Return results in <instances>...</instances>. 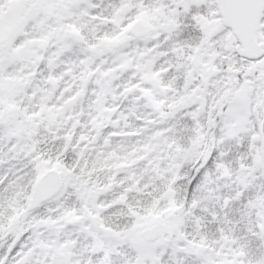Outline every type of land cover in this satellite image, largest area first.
<instances>
[{
	"label": "snow or ice",
	"instance_id": "snow-or-ice-1",
	"mask_svg": "<svg viewBox=\"0 0 264 264\" xmlns=\"http://www.w3.org/2000/svg\"><path fill=\"white\" fill-rule=\"evenodd\" d=\"M0 264H264V0H0Z\"/></svg>",
	"mask_w": 264,
	"mask_h": 264
}]
</instances>
